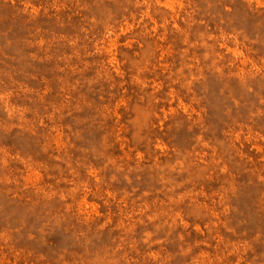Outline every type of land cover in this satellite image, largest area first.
I'll list each match as a JSON object with an SVG mask.
<instances>
[{
	"label": "rangeland",
	"instance_id": "obj_1",
	"mask_svg": "<svg viewBox=\"0 0 264 264\" xmlns=\"http://www.w3.org/2000/svg\"><path fill=\"white\" fill-rule=\"evenodd\" d=\"M0 264H264V0H0Z\"/></svg>",
	"mask_w": 264,
	"mask_h": 264
}]
</instances>
